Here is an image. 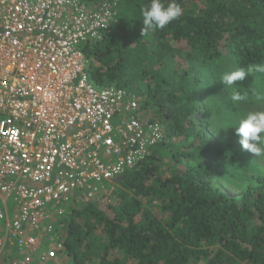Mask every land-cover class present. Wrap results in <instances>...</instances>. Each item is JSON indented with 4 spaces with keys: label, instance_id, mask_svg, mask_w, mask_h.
I'll use <instances>...</instances> for the list:
<instances>
[{
    "label": "trees",
    "instance_id": "1",
    "mask_svg": "<svg viewBox=\"0 0 264 264\" xmlns=\"http://www.w3.org/2000/svg\"><path fill=\"white\" fill-rule=\"evenodd\" d=\"M83 1L116 4V20L84 46L90 79L135 94L166 139L102 196L72 195L63 219L72 264H264V176L240 198L214 185L248 154L208 117L210 92L233 105L223 73L264 62V0H177L183 15L146 36L140 9L150 0ZM246 78L241 92L254 87ZM259 102L249 94L240 104ZM168 140L182 148L165 174Z\"/></svg>",
    "mask_w": 264,
    "mask_h": 264
},
{
    "label": "built area",
    "instance_id": "2",
    "mask_svg": "<svg viewBox=\"0 0 264 264\" xmlns=\"http://www.w3.org/2000/svg\"><path fill=\"white\" fill-rule=\"evenodd\" d=\"M116 20V4L0 0V256L54 264L61 207L107 193L166 139L138 97L90 79L84 46Z\"/></svg>",
    "mask_w": 264,
    "mask_h": 264
},
{
    "label": "clouds",
    "instance_id": "3",
    "mask_svg": "<svg viewBox=\"0 0 264 264\" xmlns=\"http://www.w3.org/2000/svg\"><path fill=\"white\" fill-rule=\"evenodd\" d=\"M140 13L144 25L141 34L146 36L149 32L163 30L171 22L178 20L183 15V8L177 0H150L140 9ZM253 73H264V62L249 64L246 68L240 67L220 76V83L231 90L229 99L234 106L245 101L249 94L257 101H264V90L250 87L248 91L241 92L236 87L238 81H243ZM211 119L219 132L235 128L237 143L242 150L255 157H264V109L248 111L234 118H217L211 112Z\"/></svg>",
    "mask_w": 264,
    "mask_h": 264
},
{
    "label": "rangeland",
    "instance_id": "4",
    "mask_svg": "<svg viewBox=\"0 0 264 264\" xmlns=\"http://www.w3.org/2000/svg\"><path fill=\"white\" fill-rule=\"evenodd\" d=\"M253 74L256 77L252 76ZM253 74H250V76L252 77L248 76V78L246 79L248 80L253 79L254 87L264 90V73H253ZM223 95L224 94H222V96L215 95V92H210L208 95L209 103L211 104L210 111L212 112L213 116L217 118H231L232 113L234 111H235V116H237V115H242L248 111L264 109V101H261L258 104H254L252 107H246V105H242V104L235 105V106L233 105L228 106L221 100ZM139 102H140V99H139ZM231 109H233L232 112H231ZM211 112L208 114V117H211ZM144 114H145V117L147 118L151 117L150 113L146 111H144ZM212 130H214V127H211L210 131ZM216 131L219 133V134L216 133L219 136V138L227 137L229 140L234 139L236 142L238 140L237 136L235 135V128H229V130L228 129L221 130L220 132L219 130L216 129ZM178 148H182V145L180 144L178 140H174L173 142L168 140L167 144L161 147L159 158H158V163L165 174L170 172L174 164V161L171 156V152L172 150H176ZM240 150H242L241 147H240ZM247 154L248 155H244V154L242 155V162L245 166H242L239 163V160H236L232 163L231 166H227V168H225L221 176L216 177L213 181L214 185H216L217 187H219L220 189H222L229 195L234 196L236 198H240L243 195L247 187H249L250 185H254V182H256V179L259 176L260 177L264 176V157H255L254 154H251L249 152H247ZM234 156L241 157L240 154H237ZM71 201H72V196L65 200V202L63 203L61 207L63 214L57 217L58 228L64 233H65V223L63 219L65 220L64 217L69 213L68 209L71 207ZM12 257H13L12 250H11L10 245H8L5 249V253L2 256H0V264H8V261ZM54 264H72V262L68 258V254L64 252V254H62V256Z\"/></svg>",
    "mask_w": 264,
    "mask_h": 264
},
{
    "label": "crops",
    "instance_id": "5",
    "mask_svg": "<svg viewBox=\"0 0 264 264\" xmlns=\"http://www.w3.org/2000/svg\"><path fill=\"white\" fill-rule=\"evenodd\" d=\"M9 245H10V244H9ZM10 247H11V250H12V256H14V257H15V256H16L15 249H14V247H13V246H11V245H10Z\"/></svg>",
    "mask_w": 264,
    "mask_h": 264
},
{
    "label": "water",
    "instance_id": "6",
    "mask_svg": "<svg viewBox=\"0 0 264 264\" xmlns=\"http://www.w3.org/2000/svg\"><path fill=\"white\" fill-rule=\"evenodd\" d=\"M123 179V177H118L116 178V181H121Z\"/></svg>",
    "mask_w": 264,
    "mask_h": 264
}]
</instances>
